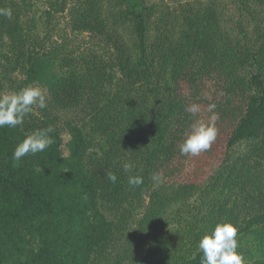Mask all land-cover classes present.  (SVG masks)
<instances>
[{"label": "trees", "instance_id": "trees-1", "mask_svg": "<svg viewBox=\"0 0 264 264\" xmlns=\"http://www.w3.org/2000/svg\"><path fill=\"white\" fill-rule=\"evenodd\" d=\"M0 8L13 12L0 16V93L32 85L50 100L0 128V264H200L198 242L221 222L238 228L246 264H264V0ZM211 103L215 142L182 156L185 107L207 122ZM61 109L72 115L59 125ZM48 126L55 143L14 163L17 144Z\"/></svg>", "mask_w": 264, "mask_h": 264}, {"label": "clouds", "instance_id": "clouds-1", "mask_svg": "<svg viewBox=\"0 0 264 264\" xmlns=\"http://www.w3.org/2000/svg\"><path fill=\"white\" fill-rule=\"evenodd\" d=\"M0 16L10 20L13 12L10 8H0ZM35 106L40 109L47 107L46 95L40 87L29 85L21 88L18 92L0 93V128L22 126L24 118L33 112ZM216 107L215 103L208 105L207 110L211 115L207 122L197 118L201 111L199 104L185 107V112L194 119L189 130L185 133V138L179 144V152L182 156L195 157L211 149L218 135L215 124L218 117L214 111ZM53 131V127L48 126L28 134L17 144L12 155L13 162L18 163L29 154L35 155L45 151L55 143L54 138L50 135ZM131 168V164H123L126 173ZM105 177L113 184L117 182V176L111 170H106ZM151 179L156 183L163 182L158 173H154ZM128 183L130 186L136 187L143 183V178L130 176ZM237 237L238 228L234 224L231 222L217 223L215 228L204 234L198 242V249L202 252L200 264H246L245 257L238 251Z\"/></svg>", "mask_w": 264, "mask_h": 264}, {"label": "rangeland", "instance_id": "rangeland-1", "mask_svg": "<svg viewBox=\"0 0 264 264\" xmlns=\"http://www.w3.org/2000/svg\"><path fill=\"white\" fill-rule=\"evenodd\" d=\"M66 16H68L67 14H64L62 17H61V28H63L64 30H67V31H69L70 30V27L68 26V22H67V19H66ZM117 23V21H115L113 18H111V20H110V25H111V27L112 26H114L115 24ZM69 29V30H68ZM54 37H55V39H58L59 38V33H56L55 35H54ZM82 38L83 39H87L88 38V36L87 35H82ZM82 38H80L81 40H82ZM19 90H14V89H12V88H10L9 86H8V88L6 89V88H4V93H12V92H18ZM46 99H47V105H49L50 104V100L46 97ZM36 110L37 111H39V110H41L38 106H36ZM53 111H55V109H53ZM56 115H59L60 116V119L59 120H57V123L59 124V125H62L63 124V121H64V118L65 117H67V116H71L72 115V113H71V111L70 110H66V109H61V111L59 112H57L56 113ZM63 133V137H64V139H65V142L67 141V139H68V135H67V132H66V130H65V132H62ZM64 154L66 155V154H68V149L66 148V146H64ZM192 164V163H191ZM190 170H191V167L189 166L188 167V172H190ZM146 201H147V204H146V206L149 204V198H147L146 197ZM179 210H181V208L179 209ZM143 214V213H142ZM142 214L140 215V216H142Z\"/></svg>", "mask_w": 264, "mask_h": 264}]
</instances>
